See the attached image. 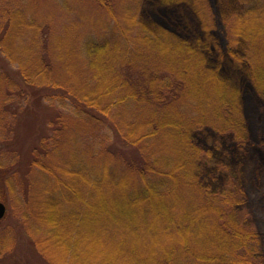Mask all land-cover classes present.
<instances>
[{
  "label": "trees",
  "instance_id": "1",
  "mask_svg": "<svg viewBox=\"0 0 264 264\" xmlns=\"http://www.w3.org/2000/svg\"><path fill=\"white\" fill-rule=\"evenodd\" d=\"M227 3L0 0V264H264V0Z\"/></svg>",
  "mask_w": 264,
  "mask_h": 264
},
{
  "label": "rangeland",
  "instance_id": "2",
  "mask_svg": "<svg viewBox=\"0 0 264 264\" xmlns=\"http://www.w3.org/2000/svg\"><path fill=\"white\" fill-rule=\"evenodd\" d=\"M62 0H37V2H38V4H39V14H41L42 16H54V19H62V20H65V18H66V16L64 15V13H62V12H59V10H57V8L59 7L58 6V3L59 2H61ZM228 5V3H227V0H215V6H216V9H215V11H216V18L217 17H221V14L224 16V14H223V10L225 9V7ZM58 6V7H57ZM226 15V14H225ZM227 17V16H226ZM40 91V90H39ZM41 92V91H40ZM54 110L56 111V110H58L57 109V106H55L54 105ZM59 111V110H58ZM40 112H43V111H40ZM45 128H44V130H43V132L44 133H48V128H47V124H45ZM17 147H19V146H17ZM21 152V151H20ZM22 153V152H21ZM3 163V164H8V163H10L9 162V157H8V155L4 152V150H0V163ZM9 166V165H8ZM6 168V170L8 171V172H12V171H10L9 169H8V167L6 166L5 167ZM4 168V169H5ZM12 170H15V168L14 169H12ZM7 171H3V170H1V176H0V203H2V204H4V206H5V209H6V211H5V216L0 220V232L4 229V228H6L8 231H9V235L7 234V235H5V236H7V237H10V238H12V236L15 238V240L17 239L14 235H15V233L17 234V232H18V229H19V227H18V225H19V222H18V220H17V218H16V216L14 215L15 214V209L17 208V207H19V208H21V209H23L22 207V201H21V199L19 198V196L20 195H16V193H15V196H14V198L12 199V196H10L9 195V193H8V191L5 189L6 188V181H7V178L5 177L6 176V172ZM5 174V175H4ZM10 176H13V174L12 175H10ZM17 177H19V176H17ZM35 177H37V176H35ZM34 177V178H35ZM18 193H19V191H18ZM20 194V193H19ZM2 200H4V201H2ZM10 204H12V206L13 207H11L10 206ZM20 206H22V207H20ZM260 208H251L250 210H252L253 212V214H255V218H257V217H260V218H262L263 219V221H264V212H262V211H260L259 210ZM24 210H25V208H24ZM249 211V210H248ZM247 210H246V212H248ZM254 221V223H253V225H255V224H257V225H259L260 226V224H258V221L257 220H255V219H253ZM256 226V225H255ZM14 231H15V233H14ZM21 233H22V236H24L25 237V232H24V230L21 228V232L19 233V234H17L19 237H20V235H21ZM3 235V236H4ZM2 236V237H3ZM1 236H0V239H3ZM13 239V238H12ZM14 240V239H13ZM0 243H1V241H0ZM4 244V246L6 245V243H3Z\"/></svg>",
  "mask_w": 264,
  "mask_h": 264
},
{
  "label": "water",
  "instance_id": "3",
  "mask_svg": "<svg viewBox=\"0 0 264 264\" xmlns=\"http://www.w3.org/2000/svg\"><path fill=\"white\" fill-rule=\"evenodd\" d=\"M5 206L4 204L0 203V220L5 216Z\"/></svg>",
  "mask_w": 264,
  "mask_h": 264
}]
</instances>
